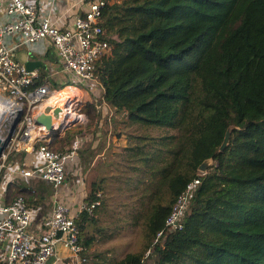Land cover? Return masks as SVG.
Here are the masks:
<instances>
[{"label": "trees", "instance_id": "1", "mask_svg": "<svg viewBox=\"0 0 264 264\" xmlns=\"http://www.w3.org/2000/svg\"><path fill=\"white\" fill-rule=\"evenodd\" d=\"M99 22L114 37L94 75L114 110L106 124L121 115L126 140L116 172L89 181L85 202L95 206L76 216L82 264H264V0H105ZM78 132L51 146L71 150ZM209 158L183 228L155 244ZM114 183L143 244L110 261L90 251Z\"/></svg>", "mask_w": 264, "mask_h": 264}, {"label": "built area", "instance_id": "2", "mask_svg": "<svg viewBox=\"0 0 264 264\" xmlns=\"http://www.w3.org/2000/svg\"><path fill=\"white\" fill-rule=\"evenodd\" d=\"M56 2L52 0L48 13L41 15L38 0H0V105L11 102L14 107L23 109L17 129L0 157V180L5 174H20L49 182L55 189L53 206L45 222L46 231L32 230L36 212L24 195L0 203V264H60L68 261L82 264L86 260L77 215L62 191L67 170L78 159V144L64 151L51 146L54 137L48 136L46 126L36 123V119L44 99L52 90L59 89L53 87L51 80L41 79L39 68L30 70L24 62L16 59L14 50L23 44L49 39L62 60V83L71 80L70 84L83 91L58 105L61 112L53 118L56 126H61L60 135H63L89 121L93 110L84 95L88 87L91 90L98 84L94 75L96 61L111 52L109 39L114 36L99 22L105 0H75L80 10L75 12L70 23L67 21L68 11L58 17L59 22L53 20L51 11ZM11 36L15 44L8 41ZM103 104L97 105L98 110ZM58 106L50 108L49 112L52 114ZM21 151L30 158L37 157L38 163L30 167L14 166L13 160L9 159ZM207 171L199 170L178 196L166 218L165 228L156 235L155 244L170 232L183 228L190 200ZM94 206L85 202L80 211L91 210Z\"/></svg>", "mask_w": 264, "mask_h": 264}, {"label": "crops", "instance_id": "3", "mask_svg": "<svg viewBox=\"0 0 264 264\" xmlns=\"http://www.w3.org/2000/svg\"><path fill=\"white\" fill-rule=\"evenodd\" d=\"M75 0H57L56 4L52 9L53 20L59 22V16L61 14L69 12L68 22H72L73 16L76 11L80 9V5ZM52 0H38L39 11L41 15L47 14L51 6ZM12 41V36L8 39ZM12 43H16L12 41ZM14 54L16 59L24 62L28 60H33L41 62V65H36L35 68H39L42 78L45 80H55V82L62 83L63 76L60 72L62 67V60L59 57L56 49L52 45V42L49 39H41L33 44H23L15 48ZM92 85L94 82L91 83ZM97 89L92 88L90 91H86L89 95L86 97V100L95 113V117L98 114L99 120L90 127H77L69 130H78L75 141H73L71 148L78 144L77 150V160L69 167L67 170L66 182L63 186V195L67 198L72 211L77 215L82 205L85 203V195L83 193L87 192L86 189V176H90L91 180L95 177H103L108 175V166L109 162H106L101 158L100 152L98 151V146L108 142V145L113 141H116V138H113L114 135L111 134V127L113 122L109 121L106 124L105 114L110 112V116L114 113V110L105 105L102 101L103 89L100 84H96ZM103 104L102 109L98 106ZM98 105V106H97ZM111 119V117H110ZM68 131V130H67ZM66 131V132H67ZM108 133V137L106 136ZM66 135H60L58 137L63 138ZM91 136V137H90ZM116 136V135H115ZM107 137V138H106ZM57 137H54V139ZM110 138V139H109ZM53 139V140H54ZM78 142L76 143V140ZM65 148V147H64ZM13 162L14 166H25L30 167L33 164L38 163V158H30L25 153L17 156ZM81 177L80 179H74V176ZM6 190V191H5ZM5 191V194H4ZM19 191V192H18ZM24 194L30 207L33 208L36 212L34 222L32 223V230L46 231V219L49 215L51 208L53 206V199L55 194L54 186L46 181H43L39 178H29L26 176H21L20 174H15L10 176L5 174L0 180V203H7L11 201L17 194ZM1 216V214H0ZM60 264H74L71 261L60 263Z\"/></svg>", "mask_w": 264, "mask_h": 264}, {"label": "rangeland", "instance_id": "4", "mask_svg": "<svg viewBox=\"0 0 264 264\" xmlns=\"http://www.w3.org/2000/svg\"><path fill=\"white\" fill-rule=\"evenodd\" d=\"M79 3V1H77ZM80 4V3H79ZM80 10V9H79ZM51 83L53 87L58 88L60 84L59 79L56 83L55 80H51ZM69 83H72L71 80ZM94 89H97L95 87ZM93 88V87H92ZM87 91H90V88H87ZM57 90H53V94L57 93ZM91 92V91H90ZM83 93V91H82ZM52 94V95H53ZM89 93H85L84 97L88 96ZM69 99V98H67ZM90 118L89 121L86 122V124L82 125L83 127H90L91 125L95 124L96 121L99 120V115L97 114L95 117V113L93 111H90ZM121 115H116V126L113 124L111 127V134L109 133V136L114 135L113 138H116L115 144L113 145V141L108 145V142L98 146V151L100 152V156L106 162H109L108 166V174H111L113 171L116 172V164L113 163L118 160V156L116 155V151L118 152L120 149V146H122L125 143L126 137L121 136L120 134L124 132L123 122L121 120ZM173 132V131H170ZM107 133V137H108ZM116 135V136H115ZM91 137V136H90ZM106 137V138H107ZM110 139V138H109ZM56 150V146H52ZM64 151V150H63ZM215 160H210V165L213 164ZM66 175L69 176L67 173ZM71 176H74V179H80L79 177H76L73 174H70ZM86 189L87 192L83 193L85 195V199L88 193L89 189V181L91 180L90 176H86ZM112 194L111 198L108 200V209L105 212L100 213V220L97 224V227H101L104 231L103 234L97 235L98 239L96 243L93 244L91 251L98 250V251H109L110 261H116L123 256H125L128 252L131 251H137L140 250L143 244V229L142 226H134L132 223V215L126 216V210L122 205L116 204V183L112 185L111 192ZM126 194V191H124V195ZM20 195V194H17ZM24 195V194H22ZM123 200L125 201V198L123 196ZM96 226H92L90 228V232L94 233L95 235L98 234L96 232ZM150 263V261H148Z\"/></svg>", "mask_w": 264, "mask_h": 264}, {"label": "water", "instance_id": "5", "mask_svg": "<svg viewBox=\"0 0 264 264\" xmlns=\"http://www.w3.org/2000/svg\"><path fill=\"white\" fill-rule=\"evenodd\" d=\"M41 65V62L28 60L26 62V66L28 69H34L36 65ZM61 112V107H55L53 109L52 114L46 111L42 112L37 116L36 123L45 125L48 129V136L58 137L60 135L61 126L57 127L54 118H57ZM23 114V109L21 107H14L13 105L11 108L5 113L2 114L0 117V157L3 155L4 151L9 144L15 130L17 129L18 123L20 122ZM233 126H230L225 134L223 143L221 145V150H224L227 145L229 144L230 137L232 134ZM213 158L206 159L200 166V171H207L208 166L210 165V160ZM212 165V164H211Z\"/></svg>", "mask_w": 264, "mask_h": 264}, {"label": "bare ground", "instance_id": "6", "mask_svg": "<svg viewBox=\"0 0 264 264\" xmlns=\"http://www.w3.org/2000/svg\"><path fill=\"white\" fill-rule=\"evenodd\" d=\"M80 93H82L81 89L75 86L74 84L68 85L67 87H65L61 91H58L55 94H53V90H52L50 94L44 99V102L42 103L41 113L44 111L48 112L50 108H53L54 106H58L60 103L62 104L65 101L67 102V100H72V98H74L75 96H77V94H80ZM11 106H12L11 102L1 103L0 114H5V112H7L11 108ZM71 114L74 115L75 113L72 111Z\"/></svg>", "mask_w": 264, "mask_h": 264}]
</instances>
